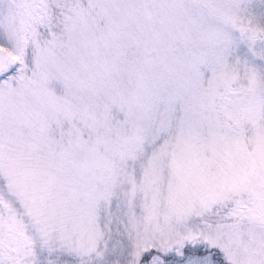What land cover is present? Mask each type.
Instances as JSON below:
<instances>
[{"label": "snow or ice", "instance_id": "6c2138e0", "mask_svg": "<svg viewBox=\"0 0 264 264\" xmlns=\"http://www.w3.org/2000/svg\"><path fill=\"white\" fill-rule=\"evenodd\" d=\"M0 264H264V0H0Z\"/></svg>", "mask_w": 264, "mask_h": 264}]
</instances>
